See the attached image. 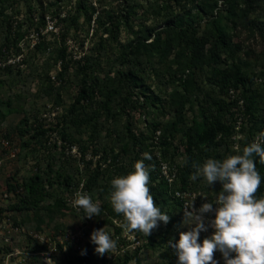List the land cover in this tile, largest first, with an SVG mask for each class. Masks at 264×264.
<instances>
[{
  "label": "rangeland",
  "instance_id": "rangeland-1",
  "mask_svg": "<svg viewBox=\"0 0 264 264\" xmlns=\"http://www.w3.org/2000/svg\"><path fill=\"white\" fill-rule=\"evenodd\" d=\"M219 26L229 53L212 50ZM233 64L253 99L231 109L240 141L264 138V0H0V263L209 264L210 223L247 170L241 142L187 145L195 121L235 124ZM183 178L199 211L174 196Z\"/></svg>",
  "mask_w": 264,
  "mask_h": 264
},
{
  "label": "trees",
  "instance_id": "trees-1",
  "mask_svg": "<svg viewBox=\"0 0 264 264\" xmlns=\"http://www.w3.org/2000/svg\"><path fill=\"white\" fill-rule=\"evenodd\" d=\"M226 30L223 26H219L215 30L214 33V44L212 47V50L215 48H220L225 52L229 53V45L226 41ZM156 37L150 42L149 47L150 51L163 54L166 52L163 40L161 39V33L157 32ZM131 53L133 50H130ZM64 53V52H63ZM233 76H234V82L230 86H226L225 82H223V85H225L224 93L227 96L226 105L229 108L232 116H234V112L232 107L237 104V101L239 98H241L245 105V110H243V115L249 114L252 112L253 107V99L244 97L240 86L244 84V80L242 77H240L241 70L240 67L237 64H233L232 66ZM234 90L235 97L231 96L229 93V90ZM85 91L82 89L78 92L77 99H80L83 97V93ZM234 97V98H233ZM105 106L109 107V102H105ZM235 119V118H234ZM232 119V120H234ZM196 124V132L194 133L193 140H188V147L190 145L196 146L197 148L202 147H210V148H216L220 145L227 144L226 142H229L231 145V137L234 133V121L233 123H226L223 121L221 116H213L210 119H205L202 122H194ZM254 132V131H253ZM251 133V132H250ZM252 134V133H251ZM241 142V141H240ZM243 143V144H242ZM188 164H190V160H188ZM235 165L237 167H241L242 169L247 170V181L243 179V176H241L240 173V180L239 181H245L243 182V187L239 190L234 192V196L229 198L228 200H224L221 202L222 204L221 209L224 211H229V204H232L233 207L231 209H236L242 204V200L245 198V196L250 197H256L261 196L262 191L264 190V155H263V148L262 146H256L253 145L249 140L246 142H241L240 146V152L237 155V158L235 160ZM242 177V178H241ZM182 185L180 189L185 190L187 189L186 179L183 178ZM160 189L157 190V193L165 192L168 190L169 183L166 178H162L159 182ZM34 190V186L29 184L28 185V191ZM120 191H114V195L120 196ZM264 195V194H262ZM177 199V198H176ZM206 198L203 200L205 201ZM179 201V200H178ZM14 208H19L17 205L14 206ZM163 217H165V213H161ZM238 222L242 228L243 224L242 221L237 218V216H231L229 218V226H228V232L233 234V228L232 223ZM90 253L87 251L82 257L79 258L80 261L86 262L90 258ZM130 259L129 256L124 257V262L122 264H125Z\"/></svg>",
  "mask_w": 264,
  "mask_h": 264
},
{
  "label": "built area",
  "instance_id": "built-area-1",
  "mask_svg": "<svg viewBox=\"0 0 264 264\" xmlns=\"http://www.w3.org/2000/svg\"><path fill=\"white\" fill-rule=\"evenodd\" d=\"M229 93L231 96H235L234 90L230 89ZM243 108V100L241 98L237 101ZM242 109V113H243ZM235 124L234 133L232 135L233 146L238 148L241 140L242 132H240L243 124V118L239 110L235 112ZM249 141L256 146H262L264 155V138L258 134L251 136ZM169 181H171L168 178ZM234 180L237 182L240 180V174L234 176ZM233 191L236 192L237 187H233ZM264 190L261 196L250 197L245 196L242 200V204L229 211L219 210L216 211L215 221L210 223V228L213 232L211 240L214 244V255L209 261V264H264ZM7 194H5L6 197ZM175 198H177L186 212H196L202 209L197 205V199L203 201L206 196L200 195V198L194 193L187 189L176 190L174 192ZM224 200H220L223 202ZM4 205L0 200V231L4 224ZM231 216H237L242 221L244 230H256L260 226L263 228L252 234L243 235L241 237L233 236L228 232L229 218ZM0 264H12L6 261ZM13 264H17L13 262Z\"/></svg>",
  "mask_w": 264,
  "mask_h": 264
}]
</instances>
